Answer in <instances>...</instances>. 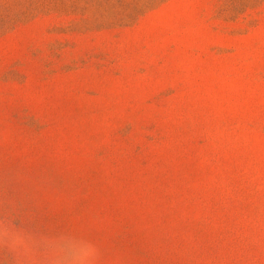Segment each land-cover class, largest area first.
<instances>
[{
    "label": "rangeland",
    "instance_id": "1",
    "mask_svg": "<svg viewBox=\"0 0 264 264\" xmlns=\"http://www.w3.org/2000/svg\"><path fill=\"white\" fill-rule=\"evenodd\" d=\"M0 264H264V0H0Z\"/></svg>",
    "mask_w": 264,
    "mask_h": 264
}]
</instances>
